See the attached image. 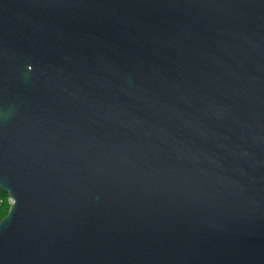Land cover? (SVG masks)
Listing matches in <instances>:
<instances>
[{"label": "water", "instance_id": "obj_1", "mask_svg": "<svg viewBox=\"0 0 264 264\" xmlns=\"http://www.w3.org/2000/svg\"><path fill=\"white\" fill-rule=\"evenodd\" d=\"M0 264H264V0H0Z\"/></svg>", "mask_w": 264, "mask_h": 264}, {"label": "trees", "instance_id": "obj_2", "mask_svg": "<svg viewBox=\"0 0 264 264\" xmlns=\"http://www.w3.org/2000/svg\"><path fill=\"white\" fill-rule=\"evenodd\" d=\"M10 206L7 195L0 192V219L4 217Z\"/></svg>", "mask_w": 264, "mask_h": 264}, {"label": "rangeland", "instance_id": "obj_3", "mask_svg": "<svg viewBox=\"0 0 264 264\" xmlns=\"http://www.w3.org/2000/svg\"><path fill=\"white\" fill-rule=\"evenodd\" d=\"M9 200V199H8ZM9 203H10V200H9Z\"/></svg>", "mask_w": 264, "mask_h": 264}]
</instances>
